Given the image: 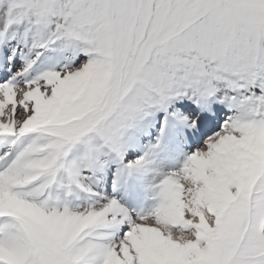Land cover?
Masks as SVG:
<instances>
[{
	"label": "snow or ice",
	"instance_id": "6c2138e0",
	"mask_svg": "<svg viewBox=\"0 0 264 264\" xmlns=\"http://www.w3.org/2000/svg\"><path fill=\"white\" fill-rule=\"evenodd\" d=\"M0 264H264V0H0Z\"/></svg>",
	"mask_w": 264,
	"mask_h": 264
}]
</instances>
